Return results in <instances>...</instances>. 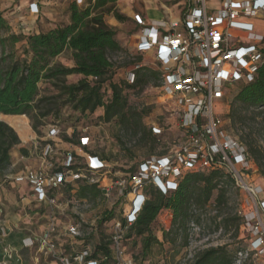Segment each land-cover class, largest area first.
Masks as SVG:
<instances>
[{
    "label": "built area",
    "instance_id": "1",
    "mask_svg": "<svg viewBox=\"0 0 264 264\" xmlns=\"http://www.w3.org/2000/svg\"><path fill=\"white\" fill-rule=\"evenodd\" d=\"M13 1L17 9L24 3L28 17L37 19L40 15L42 0ZM142 1L155 4L161 18L148 22L142 14H132L138 29L132 37V48L141 55L153 53L159 88L176 107L173 112L183 141L167 154L141 160L127 178L108 181V165L88 152L91 141L85 133L72 151L61 152L60 131L56 126L50 127L41 139L43 144L33 146L38 167L23 168L16 177L29 187L36 214L45 216L48 222L35 241L27 242L26 248L36 245V264H41L40 257L59 264H102L105 257L92 258L96 248L71 250L66 255L60 244L61 237H67L70 245L72 241L83 242L79 224L59 222L67 211L88 210V197L77 198V192L81 187H94L103 198L116 191L123 200L120 220L104 222L108 227L110 264H133L128 248L133 238L128 235L149 200L148 187L167 195L177 190L186 172L221 171L248 196L255 208L252 214L255 228L245 234L249 248L239 250L232 264H245L250 253L262 256L264 261V229L258 227L261 226L258 209L264 211V199L258 198V188L247 180L250 156L236 138L226 133L221 113L215 111L217 105L224 106L227 102L226 94L231 87L253 82L257 71L264 69V0ZM137 68L134 66L128 74V83L133 84ZM254 111L264 118L263 107ZM151 130L155 136L161 134L156 127ZM73 193L78 200L72 197ZM216 213L215 209L208 214L191 208L192 218L186 231L188 248L203 234L206 218L215 217ZM78 215L82 217V213ZM220 232L221 229L217 231ZM195 256L188 249L176 264H192ZM11 257V252L4 256L7 260Z\"/></svg>",
    "mask_w": 264,
    "mask_h": 264
},
{
    "label": "rangeland",
    "instance_id": "2",
    "mask_svg": "<svg viewBox=\"0 0 264 264\" xmlns=\"http://www.w3.org/2000/svg\"><path fill=\"white\" fill-rule=\"evenodd\" d=\"M90 0H42L43 11L37 19L28 17L23 4L22 8L17 9V3L13 0H0V15L6 20L10 28V34L28 36L30 34L46 32L59 26L69 24V5L75 2L80 8L86 7ZM138 0H120L121 11L126 5H130L133 11L138 9ZM213 7V5H209ZM114 5L110 7L113 11ZM129 13L125 9L123 11ZM124 14V13H122ZM125 15V14H124ZM131 16V13H129ZM151 19H158L160 15L150 11L148 14ZM138 32L130 22H125L120 29L115 31V40L118 42L121 52L111 54L110 60L113 64L111 80L114 83L121 84L122 95L127 101V105L135 110L142 112V123L147 130L152 132V127L161 130L160 135H156L152 140H148L145 144L138 141L139 136L127 139L120 131L115 120L109 123L102 121L103 109L98 108L93 114L88 112L81 114L75 110L71 104L63 106L57 115L49 116L41 121L37 131H33L30 119L20 116L12 119L4 118L0 115V121L7 124L19 139V145L14 146L10 150V158L14 154L18 156L19 149L33 150L34 143L43 144L41 139L47 130L56 126L59 131V140L62 137H68L77 141L83 133L90 138L88 152L103 158L107 165L109 174L108 181H116L134 172L137 164L144 159L157 157L167 154L170 150L183 141V132L179 129L178 118L173 110L176 109L174 103L163 95L159 88V78H149L148 83L143 86L127 87V76L134 68L146 67L152 72H157V67L149 57L144 54H137L132 48V37ZM6 36V33L0 32V37ZM24 42L16 44L12 52L15 56L22 57ZM9 47L5 50L9 53ZM55 63L65 67L73 66L72 55L69 51H64L59 57L54 59ZM158 76L159 73L157 72ZM79 80V76L68 77V83H75ZM240 84L234 85L230 89L238 88ZM229 89V90H230ZM40 95L49 96L57 94V90L50 88L47 83L40 84ZM102 101L107 103L111 97V91L107 84L101 88ZM215 111L221 113L224 121V129L231 137L236 138L246 152H248L251 160V170L247 175L248 182L257 187L259 193L258 198L264 199V178L261 177L258 167L252 158V154L260 153L264 156V118L255 111L242 112L235 121L230 120L227 116L230 113V104L227 100L223 104L217 105ZM239 119H243L240 122ZM119 137H123L119 142ZM20 138H23L21 140ZM61 145V144H60ZM61 152L64 150L58 149ZM13 160V159H12ZM21 173L18 168H10L0 171V221L10 222L9 227L12 231H22L24 235L30 239H34L39 234V230H43L48 222L37 221L34 214L37 212L32 202V196L29 187L24 182H18L16 177ZM225 188L223 203L217 205L215 192L210 201L202 209L210 214L214 209L216 215H209L203 223V234L195 238L193 245L188 248L185 233L182 230H173L172 213L170 211L162 212L154 223L151 225V233L155 237L147 256L141 254V238H136L128 243L129 253L133 257V264H176L177 260L184 257L189 249L192 254L205 250L206 248H224L228 256L233 257L239 250L249 248V241L245 234L248 230L255 228V220L252 217L255 208L248 196L241 191L234 181L224 180ZM150 189V187H148ZM72 197L78 200L75 193ZM77 197V198H76ZM150 199V197L148 196ZM90 208L81 211L82 217L75 213L74 210L67 211L65 216L60 220V224H79L83 231V242H74L70 245L67 237H61L62 250L66 255L72 253L71 250L80 251L87 248L93 251L100 244L107 243L108 227L104 222L99 224L102 218L108 213H112V220H120L123 200L118 197L116 191H113L109 198H103L97 194L95 198H87ZM253 207V209H251ZM257 207V206H256ZM261 218V226L264 229V211L258 209ZM109 220V222H110ZM216 223V224H215ZM43 225H45L43 227ZM221 229L220 234L217 231ZM217 230V231H216ZM208 238V241H206ZM21 258L28 264H34L36 256V245L30 249L19 253ZM251 257L245 264H264L262 256L255 257L250 253ZM5 264H10L8 260H4ZM41 264H59L50 259L40 257ZM1 264V263H0Z\"/></svg>",
    "mask_w": 264,
    "mask_h": 264
},
{
    "label": "trees",
    "instance_id": "3",
    "mask_svg": "<svg viewBox=\"0 0 264 264\" xmlns=\"http://www.w3.org/2000/svg\"><path fill=\"white\" fill-rule=\"evenodd\" d=\"M115 2L90 0L83 8L72 2L69 5V24L28 36L10 34L8 23L0 15V32L6 33V36L0 37V115L8 119L27 116L33 131H37L42 120L59 114L67 104H71L81 114H93L96 109L102 108V121L109 123L115 120L125 138L139 136V143L145 144L156 137L143 125L144 114L127 105L122 95L124 87L111 80L113 64L109 56L121 52V48L115 40V31L106 24L104 18ZM20 42L25 43L22 57L12 52L13 47ZM7 47L11 50L9 53L5 52ZM64 51L71 53L74 62L72 67L54 62ZM72 75H79L81 79L76 83H68L67 78ZM134 76L133 84H127V87L143 86L149 78H159L157 72L146 67H138ZM42 83L57 90V94L41 96L39 88ZM105 84L111 91L107 103L102 101L100 93ZM226 98L230 104L227 117L232 121L238 119L242 112L264 108V69L257 71L253 82L230 89ZM122 138L119 137L118 141L121 142ZM62 141L78 145V141L66 136L62 137ZM19 143L15 132L0 121V171L11 165L10 150ZM23 153L26 152L22 150ZM252 155L264 178V156L260 153ZM224 180L232 181L221 171H190L184 174L177 190L167 195L150 187L147 190L150 199L132 226L128 238H141V254L147 256L152 243L156 242L151 233V225L163 211H170L174 232L182 230L187 239V224L192 218L191 208L203 209L215 192L217 205L222 204ZM97 194L99 192L94 187H81L77 192L80 198H95ZM111 217L110 212L99 224ZM235 256L236 253L233 257L228 256L222 247L208 248L198 252L192 264H232ZM99 257L106 258L102 264L111 263L107 243L95 249L92 258Z\"/></svg>",
    "mask_w": 264,
    "mask_h": 264
},
{
    "label": "crops",
    "instance_id": "4",
    "mask_svg": "<svg viewBox=\"0 0 264 264\" xmlns=\"http://www.w3.org/2000/svg\"><path fill=\"white\" fill-rule=\"evenodd\" d=\"M138 1L140 4H138V9L136 11H133V8L130 5H126L121 11H119V10L117 11V9H119L121 7V5H120V0H116V2L114 4H112V5H114L113 11H111V13L108 15V17H106V20L104 18L106 24L109 27H111L114 31H116L117 29H120V26H122L125 22H130V24L133 27H135V25L131 19L133 13L142 14L148 22L157 21L161 18L160 13L157 10H155V4L145 3L142 0H138ZM40 8H41L40 9V14H41L43 11V7L41 6ZM125 9L128 10L129 13H131V16L129 15V13L123 12V11H125ZM150 11H153L157 15L159 14L160 17L158 19L149 18L148 14ZM25 12H26V10H25ZM122 13H124L125 15ZM26 14H27V12H26ZM121 18H124V20H121ZM144 55L149 57V59L152 61L151 63H153L152 65H154L155 58H154L153 53L148 52ZM69 67H72V66L70 65ZM73 76H79V75H72L69 77H73ZM80 79H81V76H79V80ZM23 117H25V116H23ZM73 146L74 145L69 144V143H64V142L58 143V149L60 148L61 150H64V151H72ZM22 150H24L26 153L22 154ZM32 152L33 151H30V150L28 151L24 148H20L18 156L16 154H14V157L10 158V161H11L10 168L11 167L12 168H18L19 170L22 171L23 168H36V167H38L39 160L35 156H33ZM34 216L35 217L37 216V218H36L37 221L42 220V221L47 222V220L45 219V216H40V215H37L36 213L34 214ZM12 221H14V218H10V220H8V221H0V263H2L5 260L4 256H6L7 253L11 252L12 257H11V259L8 260L10 264H28L25 260H23L21 258L19 253H21L24 250L30 249L31 247L26 248L27 242L35 241L41 235V233L45 230L46 227L43 230H39V234L35 235L34 239H30V238L26 237L22 231L10 230L9 224ZM44 226L45 225H43V227ZM6 260H7V258H6ZM34 264H36L35 260H34Z\"/></svg>",
    "mask_w": 264,
    "mask_h": 264
}]
</instances>
